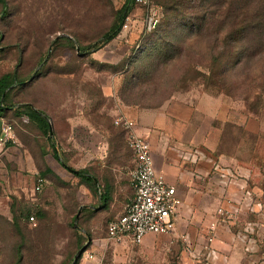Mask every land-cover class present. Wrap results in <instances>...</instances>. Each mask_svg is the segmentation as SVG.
I'll use <instances>...</instances> for the list:
<instances>
[{
	"label": "rangeland",
	"instance_id": "rangeland-1",
	"mask_svg": "<svg viewBox=\"0 0 264 264\" xmlns=\"http://www.w3.org/2000/svg\"><path fill=\"white\" fill-rule=\"evenodd\" d=\"M3 1L1 51L23 73L2 103L29 168L13 191H0V264H149L141 247L151 234L137 245L105 237L106 223L130 195L132 165L113 110L119 106L139 126L138 112L159 116L164 126L146 128L170 144L208 149L204 142L218 127L248 152L256 118L264 119V0H179L177 10L162 0L131 4L105 43L100 36L116 24L124 0ZM149 12L155 29L145 26ZM26 105L47 128L25 117ZM51 148L94 181L43 167Z\"/></svg>",
	"mask_w": 264,
	"mask_h": 264
},
{
	"label": "crops",
	"instance_id": "crops-1",
	"mask_svg": "<svg viewBox=\"0 0 264 264\" xmlns=\"http://www.w3.org/2000/svg\"><path fill=\"white\" fill-rule=\"evenodd\" d=\"M13 68L14 65L10 61L9 55L6 51L0 50V76L11 72ZM11 85L13 84H10L6 88V91ZM9 112L10 110L3 105V109L0 111V129L5 123L9 124ZM137 117L141 126H139L136 119L130 118L135 122L137 133L148 141L153 165L163 173L165 180L169 184L174 185L176 194L184 203L180 220L173 231L170 234H151L150 236H146L145 244H143L141 249H144L147 254V258L150 261L149 264H198V261H192L182 251L181 236L185 234L188 237L194 250L199 252L198 260L201 261L206 250L205 235L207 233V226L210 222L217 219L214 211L221 203L216 184L211 178H205L200 181L192 180L185 171V169H206V165L200 164L194 166L186 162H178L174 151L175 147H190L197 146L198 144L177 146L170 144V140H168L169 136L165 137L162 133L155 136L151 131L149 135L146 126L159 125L160 123L163 125L160 117L143 112H138ZM144 118L147 120L144 121ZM12 133L11 128L10 135L12 139L0 141V191L2 192L13 191L15 186H19L23 182V178H25L26 170L29 168L26 148L19 140L13 138ZM252 133L253 137L248 142V145H246L250 147V150L246 153L234 148L227 141L226 136L221 134L218 127L211 128V137L204 142L208 149L201 148L199 145L197 147L222 165L249 167L251 169V175L248 180L249 188L264 203V119L260 116L256 118V128ZM39 162L46 168H54V166L59 165L52 154L48 153L45 154L43 162L42 160ZM131 168L132 165L126 172L130 195L126 198L124 204L132 195L129 184V170ZM179 171L182 172L179 174ZM123 207L112 218L120 215ZM249 219H257V217L244 213L239 216L234 224L223 222L216 226L215 237L210 243V246L219 253V257L214 261V264H252L242 251L241 244L232 240V233L241 225L242 221ZM260 248L262 247L259 246V250L250 256L255 264H264L261 261L263 252ZM159 251L162 252L159 253Z\"/></svg>",
	"mask_w": 264,
	"mask_h": 264
},
{
	"label": "built area",
	"instance_id": "built-area-1",
	"mask_svg": "<svg viewBox=\"0 0 264 264\" xmlns=\"http://www.w3.org/2000/svg\"><path fill=\"white\" fill-rule=\"evenodd\" d=\"M134 3L146 5L148 0H133ZM155 12H149L145 26L150 29L156 23ZM122 28L126 27L123 22ZM112 124L124 131V139L132 156V168L129 170V184L132 195L124 204L120 215L108 220L105 228L106 239L119 242L127 240L132 245L139 244L146 234H170L180 220L183 200L176 194L174 185L169 184L161 171L152 162L149 144L146 138L137 133L135 122L117 106L113 110ZM11 126L8 123L0 129V141L12 139ZM178 162L190 165H206V169H185L190 179L200 181L211 178L221 198V203L215 209L217 219L207 226L205 235V253L199 261L188 237L181 236L182 251L198 264H214L219 257L218 251L210 246L215 237V229L223 222L235 223L241 214H250L257 219L242 221L232 233V240L241 244V249L252 264L251 255L258 247L264 249V204L251 191L248 180L251 169L243 166L222 165L213 157L206 155L199 147H175ZM182 171H179V174ZM178 174V178L180 177ZM42 179H36L35 190L40 187ZM32 221V217L28 218ZM258 220H260L258 222ZM91 258V255H87ZM261 261L264 262V253ZM262 263V262H261ZM263 264V263H262Z\"/></svg>",
	"mask_w": 264,
	"mask_h": 264
},
{
	"label": "trees",
	"instance_id": "trees-1",
	"mask_svg": "<svg viewBox=\"0 0 264 264\" xmlns=\"http://www.w3.org/2000/svg\"><path fill=\"white\" fill-rule=\"evenodd\" d=\"M162 1L165 3V8L167 10H174V9L177 10L176 6H177V2L179 0H162ZM232 1L235 4L239 3V2H242L243 5H245V4H250L251 5V3H253V2H255V4L259 3V0H232ZM222 3H223L222 0H215L214 1V5L221 6ZM131 4L135 5L137 3H134L133 0H124L123 1L122 6L117 10V22H116V24L114 26L108 27L101 34L100 39H99L100 43L107 42L108 40H110L117 33V31L120 28L121 20L123 19L125 13L129 9ZM0 5H1V9H0V11H1L2 7H4V1L3 0H0ZM156 26H157V22L151 28L155 29ZM153 40L155 42L156 41L157 42L161 41L160 35L158 36V33H157V37L155 39H153ZM0 50H1V47H0ZM19 65H17V66L14 65V68H13V70H11V72L5 73V74L0 76V111L3 109L2 101L5 98L6 88L10 84H12V82L16 81V76H18L17 74L23 73L22 69L20 68ZM25 107H27V110L24 111L25 117H27L29 120L41 125L43 128H47V122H46L45 118L41 116V113L39 111H36V110L32 109L29 105H26ZM9 125L11 126L10 122H9ZM120 129L124 133L123 129L122 128H120ZM51 149H52L51 154H52L53 158L58 162V164L61 167H63L66 170L70 171L75 177H78L82 181H85V182H88V183H92L94 181V178L91 175H89L85 170H82V169L74 170V169H71V168L67 167L58 158L57 153L55 152V150L53 148H51ZM100 199H101V204L104 207L105 203H106V200L108 199V195H107L106 191L102 195H100ZM29 217H32V219H33L32 215H28L27 216V220H28ZM260 250L264 253V249L263 248H260Z\"/></svg>",
	"mask_w": 264,
	"mask_h": 264
},
{
	"label": "water",
	"instance_id": "water-1",
	"mask_svg": "<svg viewBox=\"0 0 264 264\" xmlns=\"http://www.w3.org/2000/svg\"><path fill=\"white\" fill-rule=\"evenodd\" d=\"M48 129H50V125H48ZM77 216V214L75 215V217Z\"/></svg>",
	"mask_w": 264,
	"mask_h": 264
}]
</instances>
